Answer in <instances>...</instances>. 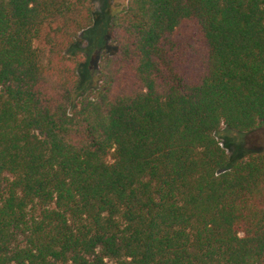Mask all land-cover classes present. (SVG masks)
Wrapping results in <instances>:
<instances>
[{"label": "trees", "instance_id": "1", "mask_svg": "<svg viewBox=\"0 0 264 264\" xmlns=\"http://www.w3.org/2000/svg\"><path fill=\"white\" fill-rule=\"evenodd\" d=\"M92 2L0 0V264H264V0H127L86 89Z\"/></svg>", "mask_w": 264, "mask_h": 264}, {"label": "rangeland", "instance_id": "2", "mask_svg": "<svg viewBox=\"0 0 264 264\" xmlns=\"http://www.w3.org/2000/svg\"><path fill=\"white\" fill-rule=\"evenodd\" d=\"M92 4L95 10L94 25L82 34L80 42L74 49L75 52H80L86 60L81 69L82 86L86 89L96 85V70L104 53L102 48L108 44L106 36L109 18L122 10L127 4V0H93ZM78 74L80 75L79 72ZM216 138L223 147L232 144V142L240 147L235 149L232 146L227 151L234 160L243 159L248 153L264 150V130L246 135L222 128L216 134Z\"/></svg>", "mask_w": 264, "mask_h": 264}]
</instances>
